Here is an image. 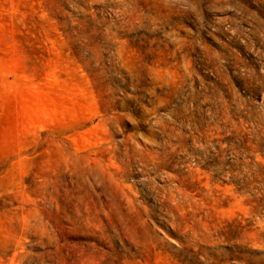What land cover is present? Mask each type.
Returning <instances> with one entry per match:
<instances>
[{"label":"rangeland","instance_id":"rangeland-1","mask_svg":"<svg viewBox=\"0 0 264 264\" xmlns=\"http://www.w3.org/2000/svg\"><path fill=\"white\" fill-rule=\"evenodd\" d=\"M0 264H264V0H0Z\"/></svg>","mask_w":264,"mask_h":264}]
</instances>
